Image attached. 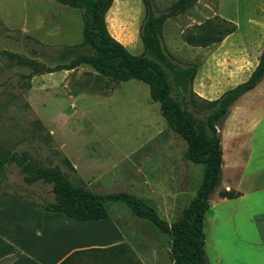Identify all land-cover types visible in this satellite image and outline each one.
I'll use <instances>...</instances> for the list:
<instances>
[{
    "label": "rangeland",
    "instance_id": "374dc122",
    "mask_svg": "<svg viewBox=\"0 0 264 264\" xmlns=\"http://www.w3.org/2000/svg\"><path fill=\"white\" fill-rule=\"evenodd\" d=\"M177 1L149 0L155 15ZM144 15L142 0H113L105 15L108 33L134 56L144 51ZM81 30V11L54 0H0V159L16 155L57 167L72 185L97 195L129 193L170 224L194 199L204 167L184 158V141L167 128L143 82L114 83L86 64L47 71L74 59ZM160 38L170 97L204 121L206 102L230 89L236 67L250 73L264 49V0H196L163 23ZM3 52L33 59L42 70L19 66ZM225 119L216 127L224 155L221 181L209 200L212 213L204 221L206 264H264V228L258 230L251 212L238 210L231 220L227 204L214 205L218 193L227 191ZM3 168L0 192L38 207L53 201L51 184H26L14 162ZM107 210L108 221L72 232L84 229L90 240L108 241L104 227L113 222L132 253H86L84 264H103L106 257L137 264V253L146 264H172L168 234L121 203H109Z\"/></svg>",
    "mask_w": 264,
    "mask_h": 264
},
{
    "label": "trees",
    "instance_id": "16d2710c",
    "mask_svg": "<svg viewBox=\"0 0 264 264\" xmlns=\"http://www.w3.org/2000/svg\"><path fill=\"white\" fill-rule=\"evenodd\" d=\"M54 1L81 11L82 42L72 48V51H76V55L68 64L57 65L47 71H69L81 64H86L111 82L137 80L146 84L149 97L159 105L167 128L184 141V158L193 164L203 165L201 183L194 199L182 209L175 221L169 224L141 199L124 192L108 195L94 194L83 186L72 185L57 167H43L27 160L26 157L16 155L0 159V166L3 167L6 162H14L20 167L26 184L41 181L52 185L54 195L52 202L43 207L29 202L39 211L61 213L75 221L96 222L108 218L109 203H121L135 217L147 221L170 236L169 254L172 264H206L204 219L210 210V197L220 184L223 165L221 140L216 127H219L225 119L229 108L242 95L253 90L264 78V49L259 56L257 66L245 82L225 91L217 100L206 102L205 108L208 113L202 121L191 113L181 110L170 97L171 88L161 67V64H167L160 38L163 23L171 17L184 13L196 0H178L166 12L158 15H155L149 0H142L145 15L139 37L144 51L140 56L130 54L108 33L105 15L113 0ZM3 54L19 66H26L35 71L42 70L43 66L33 59L10 52H3ZM2 187L3 185L0 186V190ZM5 195L8 194L0 192V197ZM218 195L226 199L238 197V193L231 190H223ZM93 250L96 251V249ZM100 251H105V254L125 252L130 255L132 253L124 244ZM78 253L75 252L71 256ZM71 256L61 264H66Z\"/></svg>",
    "mask_w": 264,
    "mask_h": 264
},
{
    "label": "crops",
    "instance_id": "0c3cea01",
    "mask_svg": "<svg viewBox=\"0 0 264 264\" xmlns=\"http://www.w3.org/2000/svg\"><path fill=\"white\" fill-rule=\"evenodd\" d=\"M257 64L255 59L253 69L247 74L246 67H236L231 72L229 82L232 81V85L229 88L245 82ZM224 131L227 142H230L226 151L227 178L224 184L227 190L238 193V197H217L214 205L227 204V218L231 220L236 219L238 210L250 211V220L260 231L264 228V78L229 108ZM256 133L259 134L255 140ZM5 182V170L0 166V186ZM209 205L207 214L212 213L213 204ZM101 221H108V218L96 222L75 221L61 213L39 211L24 199L1 196L0 264H61L75 252L79 253L72 255L66 264H84L83 254H105L100 250L123 243L120 229L110 221L108 227H104L110 234L108 241L105 238L90 240L89 232L84 229L72 232L73 228ZM102 260L103 264H117L115 258ZM136 260L137 264L148 261L138 253Z\"/></svg>",
    "mask_w": 264,
    "mask_h": 264
}]
</instances>
